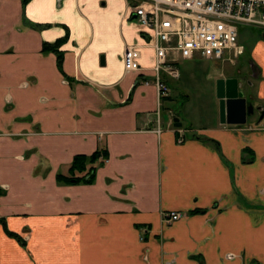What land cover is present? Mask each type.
I'll return each instance as SVG.
<instances>
[{
	"label": "crops",
	"instance_id": "0c3cea01",
	"mask_svg": "<svg viewBox=\"0 0 264 264\" xmlns=\"http://www.w3.org/2000/svg\"><path fill=\"white\" fill-rule=\"evenodd\" d=\"M139 30L124 0H0V264H264V120L174 126ZM250 54L263 97L264 37Z\"/></svg>",
	"mask_w": 264,
	"mask_h": 264
},
{
	"label": "built area",
	"instance_id": "2783aa9c",
	"mask_svg": "<svg viewBox=\"0 0 264 264\" xmlns=\"http://www.w3.org/2000/svg\"><path fill=\"white\" fill-rule=\"evenodd\" d=\"M129 15L148 35L153 49L151 79L156 88L158 110L169 95L167 78H179L177 64L199 56L231 60L244 50L239 42L243 27L264 29V0H124ZM139 46L126 45L122 60L124 70L141 71ZM178 142L184 135L177 137ZM179 211L163 214L165 222L179 219Z\"/></svg>",
	"mask_w": 264,
	"mask_h": 264
},
{
	"label": "rangeland",
	"instance_id": "374dc122",
	"mask_svg": "<svg viewBox=\"0 0 264 264\" xmlns=\"http://www.w3.org/2000/svg\"><path fill=\"white\" fill-rule=\"evenodd\" d=\"M263 37V30L243 27L239 33V42L243 43L245 48L238 57L225 61L195 58L182 60L177 64L179 78H167L169 96L172 97L167 105L171 107L173 115L179 118L182 128L192 127L197 130L215 125L220 121L219 100L216 96L217 72L225 65L228 68L227 75H243L252 80L250 52L255 42ZM252 81L253 85L245 88V92L248 96H252L249 101L254 108L262 106L264 111V96H259L256 81ZM260 114L261 111L255 109L252 116L256 118ZM160 118H164L163 113Z\"/></svg>",
	"mask_w": 264,
	"mask_h": 264
},
{
	"label": "water",
	"instance_id": "95a60500",
	"mask_svg": "<svg viewBox=\"0 0 264 264\" xmlns=\"http://www.w3.org/2000/svg\"><path fill=\"white\" fill-rule=\"evenodd\" d=\"M239 87V82L234 77L219 78L216 81V96L219 100L221 124H244L247 114L253 111V106L246 104V99ZM173 124L176 127L181 126L177 116H173Z\"/></svg>",
	"mask_w": 264,
	"mask_h": 264
},
{
	"label": "trees",
	"instance_id": "16d2710c",
	"mask_svg": "<svg viewBox=\"0 0 264 264\" xmlns=\"http://www.w3.org/2000/svg\"><path fill=\"white\" fill-rule=\"evenodd\" d=\"M56 44H45L43 50L53 49ZM216 143V142H215ZM101 151H96L91 155H76L65 173H58L56 179L60 183L90 182L94 177L95 164L101 156ZM17 237V236H16Z\"/></svg>",
	"mask_w": 264,
	"mask_h": 264
},
{
	"label": "flooded vegetation",
	"instance_id": "af4514ba",
	"mask_svg": "<svg viewBox=\"0 0 264 264\" xmlns=\"http://www.w3.org/2000/svg\"><path fill=\"white\" fill-rule=\"evenodd\" d=\"M243 52H244V50H243ZM242 52V53H243ZM241 53V54H242ZM253 59L251 58V61H250V67H251V76H252V80H255V78L254 77H258L259 76V69H258V67L254 64V62L252 61ZM232 77H234V78H237V80H238V82H239V85H240V87H239V90L243 93V97L246 99V104L248 105V104H251L250 103V99L252 98V96H248L247 94H246V92H245V88H248V87H250V86H252L253 85V81L252 80H250L249 78H246L245 76H243V75H234V76H232ZM227 78H229V77H227ZM219 79V78H218ZM252 105V104H251ZM253 106V105H252ZM263 107L262 106H257L256 108H254V106H253V111H252V113H250V114H247V116H246V121H245V123L244 124H249V123H259V121H261V120H263V118H264V111H263V109H262ZM255 109H257L258 111H261V114H260V116L259 117H256V118H253V116H252V114H253V112H254V110ZM251 120V121H250ZM242 125V124H241Z\"/></svg>",
	"mask_w": 264,
	"mask_h": 264
}]
</instances>
